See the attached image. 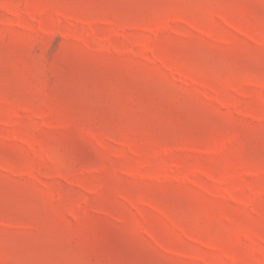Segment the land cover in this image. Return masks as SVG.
I'll list each match as a JSON object with an SVG mask.
<instances>
[{"label": "rangeland", "instance_id": "1", "mask_svg": "<svg viewBox=\"0 0 264 264\" xmlns=\"http://www.w3.org/2000/svg\"><path fill=\"white\" fill-rule=\"evenodd\" d=\"M0 264H264V0H0Z\"/></svg>", "mask_w": 264, "mask_h": 264}]
</instances>
